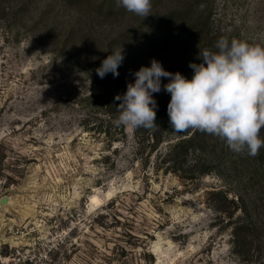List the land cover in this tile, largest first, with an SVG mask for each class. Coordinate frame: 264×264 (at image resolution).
I'll use <instances>...</instances> for the list:
<instances>
[{
	"label": "rangeland",
	"instance_id": "374dc122",
	"mask_svg": "<svg viewBox=\"0 0 264 264\" xmlns=\"http://www.w3.org/2000/svg\"><path fill=\"white\" fill-rule=\"evenodd\" d=\"M102 1L0 0V264H264V232L235 235L264 223V147L253 157L211 135L199 155L209 172L183 178L161 161L176 131L156 151L126 126L108 143L114 120L100 96L121 87L96 73L106 47L121 46L122 67L154 58L191 79L189 49L203 45L175 59L180 50L164 53L148 35L178 0L152 4L146 18L98 15ZM207 3L215 42L264 46V0Z\"/></svg>",
	"mask_w": 264,
	"mask_h": 264
},
{
	"label": "clouds",
	"instance_id": "9594fccd",
	"mask_svg": "<svg viewBox=\"0 0 264 264\" xmlns=\"http://www.w3.org/2000/svg\"><path fill=\"white\" fill-rule=\"evenodd\" d=\"M128 12L146 18L152 0H118ZM216 51H199L200 63H189L191 79L165 70L156 59L141 66L127 85L114 123L129 129H155L158 107L152 93L161 91V78H168L163 90L170 94L169 123L176 132L197 129L223 140L237 153L255 157L264 147L259 133L264 128V46L221 37ZM124 60L121 46L107 55L96 69L100 78L119 75Z\"/></svg>",
	"mask_w": 264,
	"mask_h": 264
},
{
	"label": "trees",
	"instance_id": "16d2710c",
	"mask_svg": "<svg viewBox=\"0 0 264 264\" xmlns=\"http://www.w3.org/2000/svg\"><path fill=\"white\" fill-rule=\"evenodd\" d=\"M71 1H74L72 3L78 4L86 2V0ZM165 1L166 0H152L153 7L155 5L158 6L159 4H163ZM207 7V0H178V4L174 10L166 12L165 15L161 16L155 22L150 24V28L154 29V27H158V29L148 35L151 36V39L156 36L158 43L157 45H159L157 47H160V49L164 53H169L172 55L175 50H180V52L177 53V57H175V59H177L178 56L184 57L185 53H187L188 51V47L190 45H193V43L203 45L202 47L189 49L191 52L189 54L188 62L200 63L201 59L198 57L199 51L206 48L212 51L217 50L215 48V37L217 33H211L212 31L210 24V10L208 11ZM96 12L98 15L102 14L106 15L107 17H110L118 14L119 12L126 13V9L118 3V0H103L96 7ZM170 23H176L178 24L177 26H184L183 30L181 32H174L173 34L167 36H164L163 34H156L159 33L162 28H165L166 24L170 25ZM141 25L145 26L144 24ZM138 29L140 34L143 32L146 33L143 27H138ZM74 32L75 31L71 29L69 32H67V34L65 35V39H63L62 41L65 40V43L68 42V40L70 41L71 39L74 43V38L76 36L74 35ZM124 37L125 36L119 37L115 39L114 42H120L124 39ZM125 39L127 40L126 37ZM85 49L86 48L83 47V51ZM106 49L109 50V54L112 52L110 45L106 47ZM160 63L162 67L166 70L167 63L163 61ZM146 66H150V64ZM139 68H135L133 64L127 65L125 67L119 66V75L116 77H113L112 75L113 80H116V84L121 87L119 95H123V93L126 91L127 85L129 83L134 82L135 77L133 73ZM164 79V77L161 78V91L158 93H152L153 98L156 100V103L158 102L155 121L158 127L155 129L137 128L133 130L134 137L138 141L137 144H144V142L147 143V145L151 148L150 151H156L159 148L160 144L163 141V133H165V131H174L169 123V117L167 113V105L170 100V94L163 90V85L165 84ZM118 89L119 88H116V91H118ZM100 97H104L106 99V102L104 104L105 114L109 116V119L115 121L119 115L120 101L117 100L116 97H113L108 100L109 96L107 95H101ZM158 100H160L161 102H159ZM111 128H113L112 133ZM104 133L106 135H109L110 138L114 136L108 142L111 144L112 142L118 141L120 138L123 139L125 137V126H117L114 122L108 121ZM118 135L120 136V138H117ZM177 135L179 139L170 146L169 150L166 152V154L161 160L162 163L168 164L166 166V170H171V172H179L183 175V178H191L194 174H207L209 170H206L204 168V162L201 161L199 155L208 146V139L211 134L197 129H188L184 132H177ZM259 135L261 138H264V128L260 130ZM227 147L229 148V146ZM192 156L198 157L192 158ZM260 200H263L264 202V198ZM248 223L249 222H247L246 224L239 225V227H237V229L239 230L235 233L236 237L241 233L245 234L244 243L245 241H247V239L251 240V236H253V233H257L258 230L261 231L262 234L264 232V223ZM262 239L264 240V238ZM236 245H238V241L236 242Z\"/></svg>",
	"mask_w": 264,
	"mask_h": 264
},
{
	"label": "water",
	"instance_id": "95a60500",
	"mask_svg": "<svg viewBox=\"0 0 264 264\" xmlns=\"http://www.w3.org/2000/svg\"><path fill=\"white\" fill-rule=\"evenodd\" d=\"M6 201H7V197H2V198L0 199V204H5Z\"/></svg>",
	"mask_w": 264,
	"mask_h": 264
},
{
	"label": "bare ground",
	"instance_id": "6f19581e",
	"mask_svg": "<svg viewBox=\"0 0 264 264\" xmlns=\"http://www.w3.org/2000/svg\"><path fill=\"white\" fill-rule=\"evenodd\" d=\"M6 203H7V201H6ZM6 203H5V204H6ZM0 205H4V204H0Z\"/></svg>",
	"mask_w": 264,
	"mask_h": 264
}]
</instances>
